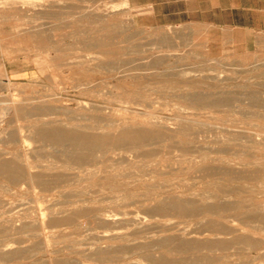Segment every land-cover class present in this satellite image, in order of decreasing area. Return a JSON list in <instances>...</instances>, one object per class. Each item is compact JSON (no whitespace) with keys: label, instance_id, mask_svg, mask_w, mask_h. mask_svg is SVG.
<instances>
[{"label":"rangeland","instance_id":"1","mask_svg":"<svg viewBox=\"0 0 264 264\" xmlns=\"http://www.w3.org/2000/svg\"><path fill=\"white\" fill-rule=\"evenodd\" d=\"M180 38L126 0H0V264H264V50Z\"/></svg>","mask_w":264,"mask_h":264},{"label":"crops","instance_id":"2","mask_svg":"<svg viewBox=\"0 0 264 264\" xmlns=\"http://www.w3.org/2000/svg\"><path fill=\"white\" fill-rule=\"evenodd\" d=\"M126 7L147 28L208 51L264 50V0H126Z\"/></svg>","mask_w":264,"mask_h":264},{"label":"bare ground","instance_id":"3","mask_svg":"<svg viewBox=\"0 0 264 264\" xmlns=\"http://www.w3.org/2000/svg\"><path fill=\"white\" fill-rule=\"evenodd\" d=\"M123 4V3H122ZM118 5V4H117ZM93 45L99 46L103 45L101 44L100 39H96L95 41L92 42ZM97 56L94 55H86L85 60L90 61L94 60ZM97 59V58H96ZM195 98V97H194ZM201 98V97H199ZM197 101V100H195ZM199 101V100H198ZM205 101V98H204ZM209 101V100H208ZM207 101V102H208ZM203 102V101H202ZM216 102V101H215ZM199 103V102H198ZM211 102L209 101V104ZM213 103V102H212ZM211 103V104H212ZM218 103V102H217ZM192 104H195L192 102ZM208 104V105H209ZM210 104V105H211ZM216 104V103H215ZM197 105V103H196ZM200 105V104H199ZM207 105V106H208ZM212 106V105H211ZM38 117V116H37ZM43 117V116H42ZM84 126V125H83ZM101 127V126H100ZM102 128V127H101ZM104 128V127H103ZM37 130V136L39 139H46L55 142L56 144L63 145V146H68L73 149L75 148H87V149H94V148H102L106 147L108 145V136H98V135H87V134H82L78 133L75 131H68L64 130L62 128H59L57 126H53L50 123L47 122H41V124L36 128ZM144 129H131V128H124L120 131L117 137L113 140L114 143L118 142H127L129 144H136L138 142H142L147 138H151L153 135L152 134H146ZM157 136V135H156ZM158 137V136H157ZM110 139V138H109ZM151 140V139H150ZM48 143V142H47ZM145 143V142H144ZM146 144V143H145ZM118 146V145H115ZM117 148V147H114ZM111 150V149H110ZM114 151V149H113ZM104 153V152H103ZM85 159V156L83 154H79L75 157V162H82ZM4 160V159H3ZM74 160V159H73ZM8 167H11L7 162L5 161H0V168L1 169H7ZM208 196V195H207ZM212 196V195H211ZM226 196V195H225ZM228 196V195H227ZM210 196H208L209 198ZM213 197V196H212ZM223 197V196H221ZM211 198V197H210ZM230 202V201H229ZM173 209H181L180 206L178 205H173ZM210 207H208L209 210ZM175 209V210H176ZM207 210V209H206ZM264 218V216H262ZM4 254V253H3ZM8 255V254H7ZM11 256V255H10ZM7 259V256H6ZM58 261V260H57Z\"/></svg>","mask_w":264,"mask_h":264}]
</instances>
